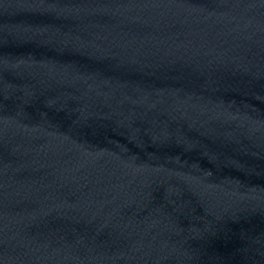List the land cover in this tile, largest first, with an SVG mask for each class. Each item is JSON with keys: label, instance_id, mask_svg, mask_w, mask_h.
<instances>
[{"label": "water", "instance_id": "1", "mask_svg": "<svg viewBox=\"0 0 264 264\" xmlns=\"http://www.w3.org/2000/svg\"><path fill=\"white\" fill-rule=\"evenodd\" d=\"M0 264H264V0H0Z\"/></svg>", "mask_w": 264, "mask_h": 264}]
</instances>
